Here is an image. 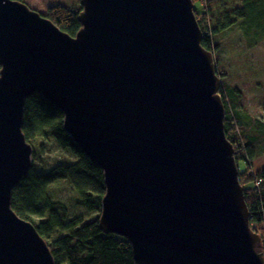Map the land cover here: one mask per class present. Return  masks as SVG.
<instances>
[{"label": "water", "instance_id": "water-1", "mask_svg": "<svg viewBox=\"0 0 264 264\" xmlns=\"http://www.w3.org/2000/svg\"><path fill=\"white\" fill-rule=\"evenodd\" d=\"M71 37L24 2L0 0V264H53L11 209L31 166L33 94L103 172L99 228L137 264H264L249 224L221 80L192 0H80Z\"/></svg>", "mask_w": 264, "mask_h": 264}, {"label": "trees", "instance_id": "trees-1", "mask_svg": "<svg viewBox=\"0 0 264 264\" xmlns=\"http://www.w3.org/2000/svg\"><path fill=\"white\" fill-rule=\"evenodd\" d=\"M199 2L202 10L194 9V13L202 32L201 46L213 55L214 62L220 52L218 38L233 29L239 19L250 24L249 28H257L254 35L259 41L264 39V23L260 22L264 20V0H243L242 4L228 0ZM79 9L54 5L43 16L62 32L75 37L81 28ZM250 18H255V23H250ZM250 43L249 48L259 42ZM215 69L221 80L224 132L233 146L236 164L246 165L244 171L239 170L238 179L249 211L250 227L260 234V251L264 255V167L253 168L254 160L264 156V122L250 116L240 103V90L223 81L228 73L217 65ZM63 119L62 112L41 95L33 94L26 99L21 130L32 148L31 166L12 191V211L36 228L49 248L53 264H137L125 238L101 232L98 221L105 194L103 172L66 133ZM49 138L75 161L46 168L37 157ZM60 183L69 184L78 196L77 205L88 213L96 212V216L88 222L81 216L71 217L66 206L49 193L50 187Z\"/></svg>", "mask_w": 264, "mask_h": 264}, {"label": "rangeland", "instance_id": "rangeland-1", "mask_svg": "<svg viewBox=\"0 0 264 264\" xmlns=\"http://www.w3.org/2000/svg\"><path fill=\"white\" fill-rule=\"evenodd\" d=\"M242 4L243 0H228ZM257 1V0H255ZM30 9L45 15L47 10L54 5H61L81 11L80 0H24ZM194 9L200 12L202 4L199 0H192ZM262 3V2H260ZM240 5V4H238ZM264 9V6H262ZM255 18H250V23H255ZM264 23V20H260ZM250 25V24H249ZM244 19H239L233 29L225 31L226 34L218 38L220 52L215 60L218 69L224 70L228 76L223 81L234 86L242 93L240 103L246 112L253 118L264 122V39L258 40L254 35V27L249 28ZM247 35L248 37H245ZM250 42H259L250 47ZM215 59V58H214ZM42 153L37 157L46 168H51L60 163H72L75 158L68 152L58 148L56 143L49 138ZM264 167V156L254 160L253 168ZM238 169L242 172L246 169L244 162H239ZM239 172V171H238ZM49 193L53 199L63 203L68 209L69 215L81 216L84 220L90 221L96 216V212L88 213L77 205L78 196L67 183H60L50 187ZM259 234V233H258ZM260 235V234H259Z\"/></svg>", "mask_w": 264, "mask_h": 264}]
</instances>
